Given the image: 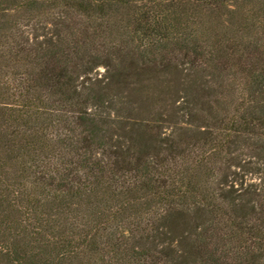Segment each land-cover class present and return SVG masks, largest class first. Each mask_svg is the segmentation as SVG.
Instances as JSON below:
<instances>
[{"label":"trees","instance_id":"16d2710c","mask_svg":"<svg viewBox=\"0 0 264 264\" xmlns=\"http://www.w3.org/2000/svg\"><path fill=\"white\" fill-rule=\"evenodd\" d=\"M0 264H264V0H0Z\"/></svg>","mask_w":264,"mask_h":264}]
</instances>
